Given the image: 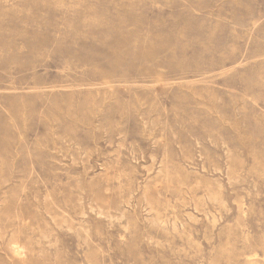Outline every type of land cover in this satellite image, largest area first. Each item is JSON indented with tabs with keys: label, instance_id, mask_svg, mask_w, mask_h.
Wrapping results in <instances>:
<instances>
[{
	"label": "rangeland",
	"instance_id": "rangeland-1",
	"mask_svg": "<svg viewBox=\"0 0 264 264\" xmlns=\"http://www.w3.org/2000/svg\"><path fill=\"white\" fill-rule=\"evenodd\" d=\"M0 264H264V0H0Z\"/></svg>",
	"mask_w": 264,
	"mask_h": 264
},
{
	"label": "bare ground",
	"instance_id": "bare-ground-1",
	"mask_svg": "<svg viewBox=\"0 0 264 264\" xmlns=\"http://www.w3.org/2000/svg\"><path fill=\"white\" fill-rule=\"evenodd\" d=\"M226 147V146H225ZM161 215V214H160Z\"/></svg>",
	"mask_w": 264,
	"mask_h": 264
}]
</instances>
